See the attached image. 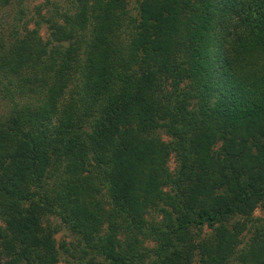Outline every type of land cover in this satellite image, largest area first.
<instances>
[{"label":"trees","instance_id":"1","mask_svg":"<svg viewBox=\"0 0 264 264\" xmlns=\"http://www.w3.org/2000/svg\"><path fill=\"white\" fill-rule=\"evenodd\" d=\"M24 2L0 0V262L264 264V0Z\"/></svg>","mask_w":264,"mask_h":264},{"label":"rangeland","instance_id":"2","mask_svg":"<svg viewBox=\"0 0 264 264\" xmlns=\"http://www.w3.org/2000/svg\"><path fill=\"white\" fill-rule=\"evenodd\" d=\"M43 0H25V4L28 5L29 7H31L34 3H39V2H42ZM50 2L52 1H56L58 4H61L63 5L64 3H66L65 1L66 0H48ZM54 3V2H53ZM50 7V6H48ZM130 14H132V11L130 12ZM46 31H45V27L42 25L41 28L39 29V34L41 36H45L46 34ZM161 138L164 140V141H168L169 140V137L166 136V135H163L161 134ZM166 166L168 168V170L170 172H173L175 171L176 169V159H175V156L174 154H170L168 156V159H167V162H166ZM253 216L255 217H264V208L262 207H257L254 209L253 211ZM158 218V214L156 216V219ZM49 221L55 225L58 226V231L54 234V238H55V241L56 243H61V242H65V243H70V242H74L75 241V237L69 233V231L66 229V227L59 221L58 218L56 217H49L48 218ZM44 221L47 222V218L44 219ZM208 232V229H206L205 227L202 228L201 230H198L197 228L196 229H193L192 230V234H199V235H202L203 233H207ZM149 246H151V243H148ZM4 258V257H2ZM1 258V259H2ZM5 260V259H4ZM2 260V262H0V264H5ZM57 264H67L66 262V256L63 255V254H60V258H59V261Z\"/></svg>","mask_w":264,"mask_h":264}]
</instances>
